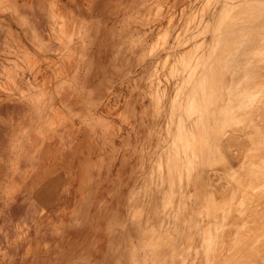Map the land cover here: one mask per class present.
<instances>
[{"label":"rangeland","instance_id":"rangeland-1","mask_svg":"<svg viewBox=\"0 0 264 264\" xmlns=\"http://www.w3.org/2000/svg\"><path fill=\"white\" fill-rule=\"evenodd\" d=\"M222 1L135 0L119 4V8L131 9L132 13H135L134 17L127 18L129 21L124 24V29L130 32V37H127V33L125 40L130 51L127 56V68L131 76H134L132 93H136V96L129 97L127 106L116 105L113 98H106L102 104L103 117L90 114L85 123L88 125L93 119L95 122L101 120L102 125L106 124L103 129L105 133H99L100 135L92 129V137L95 139H92L94 144L89 147L91 152L99 150L106 155L112 154V157L119 152H126L131 154V161L124 162L121 175H116L119 174V166L116 167L115 160L90 161L84 176L73 182L78 184L79 196L85 202L87 221L80 219L67 223L60 218L43 223L45 221L41 219L42 223L32 228H36L38 233L44 232L46 235H42L43 237L65 240L63 236L69 226L88 227L89 232L105 234L104 238L108 241L94 242V245L112 251L105 257L107 262L120 264L121 254L113 251L115 248L111 242L116 241V229L121 227L118 219L125 218L129 211L128 207L116 209V200H123L127 206H132L133 213L137 212L135 226H146L143 233L150 234L145 237L132 236L131 240L141 243L149 240L154 242L148 249L155 256L154 262L151 261L150 264H206V257L212 263L214 243L211 241L209 250L206 246L208 237H212L213 233L207 231L214 228V212H219L218 207L224 201L223 192L226 196L228 188L226 185L218 189L214 186L203 188V182L200 184L202 178L197 174L206 167L211 181H219L221 177L219 154H222L221 150L214 146V140L221 136L219 123L222 122L223 101L227 99L225 94L231 83L232 58L226 59L230 61L226 66L224 59L219 55L223 50L228 53V48L223 49V45H243V42L237 41L245 36L240 30L251 25L261 7L257 2L242 4L243 2L236 0L231 5L230 0H227L228 3L226 0ZM50 2V7L58 12L64 8L60 0ZM8 4L9 0H0V13L9 6ZM226 5L229 6L228 9L223 10L227 8ZM225 14L228 15L225 17ZM63 34L67 35V32ZM72 35L82 38L78 33ZM68 50L62 48L60 54L69 56ZM244 52L245 50H242L240 54ZM236 59L240 58L237 56ZM224 73L227 75H223ZM224 76L227 79H223ZM146 107H149L150 112ZM98 125L97 123L95 126ZM99 128L101 130L100 126ZM208 131L212 142L209 141ZM96 135L99 136L96 138ZM97 139H103L104 144L97 147ZM103 164L106 167V176L98 177L95 175L96 169ZM197 165L200 167H196ZM217 165L219 167H216ZM232 165L236 167V162H232ZM151 176L155 182L151 183ZM197 178L200 180H195ZM149 183L147 191L143 187ZM200 194L203 197L200 198ZM197 195L198 197H195ZM129 196L133 197L132 205ZM150 198L152 202H149ZM207 201H210L209 205L212 202L211 208L206 204ZM72 214L74 215V211ZM168 216L170 217L167 218ZM151 225L155 229H152ZM30 228V225L21 228L19 226V233H22L18 236L20 247H17V240H9L3 243V247L8 245L9 253L14 254L17 248L22 249L25 244L26 251L29 249L32 254L34 240H30L33 232ZM130 232L136 234L135 230ZM119 241L123 245L126 238ZM59 248L58 242L53 243L51 248L48 242H44L35 252L46 254L48 249H51L55 255L60 253ZM180 250L182 253L179 256ZM5 252L0 256V264H17L16 259ZM30 253L25 256L24 262L19 258V264L32 263L28 259ZM144 253L146 254V251ZM83 260L87 261L86 258Z\"/></svg>","mask_w":264,"mask_h":264},{"label":"crops","instance_id":"crops-1","mask_svg":"<svg viewBox=\"0 0 264 264\" xmlns=\"http://www.w3.org/2000/svg\"><path fill=\"white\" fill-rule=\"evenodd\" d=\"M50 1L9 0L0 13V256L9 253L8 245L3 247L9 240H17L20 247L19 226L30 225L34 252L26 251L24 244L9 253L17 264L28 252L29 264H109L105 257L112 251L94 245L108 241L101 232L69 226L65 240H59L43 237L46 234L32 226L41 219L86 220L85 202L73 182L84 176L90 161L115 160L116 175L124 171L125 161H131L126 152L114 157L91 152L93 131L105 133L106 124L85 121L90 114L103 117L102 104L108 97L127 106L129 97L136 96L134 76L127 68L130 51L125 40L130 32L124 29L135 13L118 7L135 0H60V12ZM62 48L69 49V56L60 54ZM102 143L96 140L97 147ZM105 168L100 165L95 175L106 176ZM122 203L116 200V209L130 207ZM116 237L111 244L121 254V264L128 250L116 249L122 245V237ZM44 242L49 248L58 242L60 253L35 252Z\"/></svg>","mask_w":264,"mask_h":264},{"label":"bare ground","instance_id":"bare-ground-1","mask_svg":"<svg viewBox=\"0 0 264 264\" xmlns=\"http://www.w3.org/2000/svg\"><path fill=\"white\" fill-rule=\"evenodd\" d=\"M19 1L21 2V0ZM235 1L236 0H230L231 5L235 3ZM239 1L243 2L242 4H253L257 2L259 5H261V7L259 13L256 15V19L253 18L255 20H252L251 25L246 26L245 29L240 30V32H242V35L245 34V36L241 37V39L238 38L237 41L243 42V45H223V49L228 48V53H224L223 50L219 55L222 59H224L223 63L226 66H228V64L230 63V61H226V59L232 58L231 83L227 88L228 94L227 92L225 94L227 99L223 101L224 108L222 109L224 115L221 119L222 122L219 123V128L221 127L222 129L221 136L214 140V146L221 150L222 154H219L222 170L221 177L219 178V181H211L208 178V169L207 172L205 170L206 167L204 169L202 168V172L199 170L200 174H196L200 175V177L202 178L201 180H199L201 181L200 184H202L203 182V188H211L214 186L218 189L223 188V186L226 185L228 189L226 196L223 192L224 201L222 205L218 207L219 212H214L216 218V220H214L213 222L214 228L209 231L206 230L207 228L205 229V232L207 231L208 233H213L212 237H208L209 242L206 246V249L209 250L211 248V241L212 243H214L215 248L214 254L211 258L212 263H210V261L206 257V264H264V0ZM225 2H227V0ZM217 4L219 5V3ZM220 6L219 9L221 8ZM226 7L227 8H223V10L228 9L229 6L226 5ZM227 15L228 14H225L223 16L226 17ZM225 30L227 31V29ZM242 50H245V52L240 54ZM237 56L240 58L239 60L236 59ZM207 72L205 71V73ZM223 75L227 74L224 73ZM223 79H227L226 76H224ZM215 132H217L218 134L217 130ZM209 137H211V135L208 131V138ZM168 140L169 139L167 138V141ZM212 140L213 139H210L209 141L212 142ZM204 156L205 155H203V157ZM232 162H236V167L232 165ZM218 165H220V163ZM218 165L216 167H219ZM196 167L199 168L200 165H197ZM182 169L181 171H183ZM182 173L184 174L185 172ZM192 173L194 174V172ZM195 180H198V178ZM155 181L156 180L154 179V177L151 176V183ZM149 185L150 183L147 186L145 185L143 188L147 189L148 191ZM172 186L174 185L172 184ZM203 188L201 190H203ZM209 191L211 190L209 189ZM201 196L202 195L200 194V198ZM195 197H198V195ZM129 198L132 205V203L134 202L132 201L133 197L129 196ZM148 200L149 202H152L151 198ZM208 202L210 201H207L206 204H208ZM210 205L208 204L209 207ZM133 210L134 209L132 208V206H130L125 218L121 220L118 219L119 223H121V227L116 229L117 235L122 238H132V236L138 235L145 237V235H150L143 233L144 231H146V226H142L141 228L140 224L139 227L135 226L137 224V220L135 217L137 216V212L133 213ZM169 217L170 216H168L167 218ZM199 219L200 217L198 218V220ZM151 228L155 229L152 225ZM132 230H135V235L131 234L130 231ZM205 235L206 234H204V237ZM153 245L154 242H152L151 240L142 243L130 240L125 242V244L123 245H116V249L128 250L126 254L128 258L122 260L121 264H123L122 262H126L125 264H150L151 261L154 260L153 258L155 256L152 255L148 249ZM144 251H146V254L144 253ZM181 253L182 251L179 253V256ZM172 264H174V262Z\"/></svg>","mask_w":264,"mask_h":264}]
</instances>
